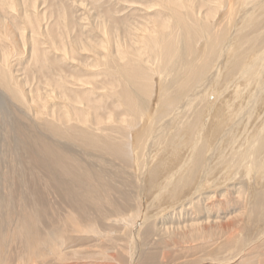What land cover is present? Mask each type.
<instances>
[{
    "label": "bare ground",
    "instance_id": "obj_1",
    "mask_svg": "<svg viewBox=\"0 0 264 264\" xmlns=\"http://www.w3.org/2000/svg\"><path fill=\"white\" fill-rule=\"evenodd\" d=\"M252 172L264 0H0V264H264Z\"/></svg>",
    "mask_w": 264,
    "mask_h": 264
},
{
    "label": "rangeland",
    "instance_id": "obj_2",
    "mask_svg": "<svg viewBox=\"0 0 264 264\" xmlns=\"http://www.w3.org/2000/svg\"><path fill=\"white\" fill-rule=\"evenodd\" d=\"M252 101V100H251ZM251 101L249 102V103H251ZM248 103V104H249ZM253 103H251V104H249L248 106H251ZM261 114V113H260ZM259 114V115H260ZM261 116V115H260ZM259 116V117H260ZM259 117L257 118V119H259ZM155 120V118H153V120L151 121V123L153 122ZM227 130V127H224L223 128V130L221 131V133H224V131H226ZM150 131V130H149ZM143 134V135H142ZM146 134V132L144 133V132H142L139 136H138V138H137V141H138V143H143L142 145L145 147V141H146V139H148L149 138V135H145ZM148 134V133H147ZM223 138V137H222ZM143 139H144V141H143ZM224 142V141H223ZM221 148L222 147H220V148H216V147H212V151L210 152L211 154H209V157H212V155L214 156V154H215V152L218 154L219 152H220V150H221ZM219 149V150H218ZM217 150V151H216ZM214 151V152H213ZM219 151V152H218ZM214 153V154H213ZM216 154V155H217ZM221 154H227L226 153V151H224V153H219V155H221ZM222 158V157H221ZM211 159V158H210ZM215 159V158H214ZM217 161V162H216ZM221 162H223V159H222V161L221 160H219V159H215V162H214V164H215V167H217V165H218V167H219V163H221ZM223 163H225V162H223ZM222 164V163H221ZM222 165H224V164H222ZM227 165V164H226ZM201 169H202V166H201ZM259 170H261L259 167H257V172L259 171ZM263 170V169H262ZM257 172H252V173H249L248 174V178H249V180L250 181H253V182H255L256 181V183L258 182V181H260L261 179H263L264 178V176L259 180V174L260 173H257ZM257 173V174H256ZM263 173V172H262ZM240 174H245V173H243V172H240ZM264 174V173H263ZM255 175H257V176H255ZM250 176V177H249ZM253 177H254V179H253ZM257 178H258V180H257ZM260 182H262V183H264V180H261ZM204 184V183H203ZM203 186V188H202V191H200V193L201 192H204L205 190L206 191H211V190H216V188L215 187H211L210 188V186H208L207 184L206 185H202ZM214 188V189H213ZM219 189V188H218ZM159 201V200H158ZM157 207L158 206H156V207H153V211H155L156 209H157ZM133 226H131V228H132ZM253 230V229H252ZM131 237V236H130Z\"/></svg>",
    "mask_w": 264,
    "mask_h": 264
}]
</instances>
